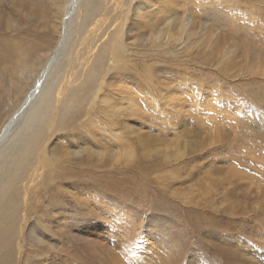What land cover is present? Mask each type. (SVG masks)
Listing matches in <instances>:
<instances>
[{
	"label": "rangeland",
	"instance_id": "1",
	"mask_svg": "<svg viewBox=\"0 0 264 264\" xmlns=\"http://www.w3.org/2000/svg\"><path fill=\"white\" fill-rule=\"evenodd\" d=\"M167 1L169 31L165 19L161 39L146 34L159 42L107 80L95 125L74 126L89 129L69 160L79 188L59 195L71 235L55 219V250L31 246L34 263L264 264V0ZM12 39L1 24L2 45ZM77 59L74 87L92 62Z\"/></svg>",
	"mask_w": 264,
	"mask_h": 264
},
{
	"label": "bare ground",
	"instance_id": "2",
	"mask_svg": "<svg viewBox=\"0 0 264 264\" xmlns=\"http://www.w3.org/2000/svg\"><path fill=\"white\" fill-rule=\"evenodd\" d=\"M0 1L9 2V18L0 9V23L8 24L13 37L6 45L0 41V111L19 101L9 118L0 117V264H36L28 248L40 245L42 256L55 250L44 237L55 219L71 235L74 212L64 211L59 195L66 198L79 188L81 175L69 160L87 150L80 131L95 125L87 119L94 101L133 53H151L159 40H146V34L161 39L165 19L169 31V1ZM77 58L92 62L74 87L67 81ZM81 122L89 128L74 127ZM108 126L116 127L110 121ZM74 141L81 149L71 151ZM62 214H67L64 225ZM42 256L37 263L45 262Z\"/></svg>",
	"mask_w": 264,
	"mask_h": 264
}]
</instances>
